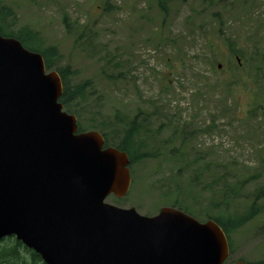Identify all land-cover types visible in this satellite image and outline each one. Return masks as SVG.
I'll list each match as a JSON object with an SVG mask.
<instances>
[{
	"label": "rangeland",
	"instance_id": "obj_1",
	"mask_svg": "<svg viewBox=\"0 0 264 264\" xmlns=\"http://www.w3.org/2000/svg\"><path fill=\"white\" fill-rule=\"evenodd\" d=\"M163 1L165 11L156 0H0V8L13 18L3 22L8 32L27 27L57 48L56 66L74 72L70 85L88 82L85 102L72 106L83 127L116 144V115L146 120L136 150L152 156L129 167L127 195L106 203L151 217L177 192L199 222L212 209L240 216L254 204L261 213L231 234L226 264H264V198L256 197L264 187V0ZM231 44L249 60L240 74ZM224 182L239 189L225 206Z\"/></svg>",
	"mask_w": 264,
	"mask_h": 264
},
{
	"label": "water",
	"instance_id": "obj_2",
	"mask_svg": "<svg viewBox=\"0 0 264 264\" xmlns=\"http://www.w3.org/2000/svg\"><path fill=\"white\" fill-rule=\"evenodd\" d=\"M61 94L40 55L0 36V240L14 236L44 264H223L228 244L213 221L104 202L128 190L127 155L78 133Z\"/></svg>",
	"mask_w": 264,
	"mask_h": 264
},
{
	"label": "trees",
	"instance_id": "obj_3",
	"mask_svg": "<svg viewBox=\"0 0 264 264\" xmlns=\"http://www.w3.org/2000/svg\"><path fill=\"white\" fill-rule=\"evenodd\" d=\"M156 1L159 4L161 10L165 11V2L163 0ZM4 11H6L4 8H0L1 34L17 39L26 49L33 52H37L42 55L46 69L56 70V72L61 78L63 92L59 102L63 105V108L67 113L74 114L76 117H79L78 113L73 110L72 106L76 105L79 102H85L86 91L87 89H89L88 82L74 86L70 85L69 79L74 75V72H72L70 67L68 66H56L59 60L57 48H55L54 46L45 47L42 41L39 39L37 33H34L27 28H23L17 33L7 34L4 30V27L2 26L1 20V16H5ZM66 21L67 19L64 20L65 28L69 27V24L66 23ZM229 48L230 55L235 59L234 62L236 71H238L240 74L243 72V70L245 69V67H247V64L249 63L247 54L244 50L240 48H235L233 44H231ZM115 120L116 125L120 126L122 129L121 141H118V143L116 144L109 143V134L107 132L94 125H90L89 127L92 130H99L103 133L106 145L116 147L118 150L126 152L128 154L131 164H133L137 160H142L149 156H152V154L147 152L139 154L138 150H136V143L140 138V133L146 130L144 128L146 122L145 119L138 121L137 118L130 120L129 117H127V119L121 120L119 119L118 115H116ZM78 129L80 132L87 130L80 124V122H78ZM140 147L144 148L142 144H140ZM173 151L177 152V150ZM172 156H175V153H172ZM200 173L205 174V171L202 170L200 171ZM248 180L249 178H246L239 183L244 184ZM172 184H176V182L173 181ZM204 187L206 188V186ZM220 190V195L222 197L221 203L224 206L228 205L230 201H233L235 198H237L239 191V189H235V185L231 186L230 184H227L225 182L222 184ZM176 193L167 192L165 196H162V198L165 199L166 205L194 216V212L187 205V196L185 194L180 193H177L178 195L175 196ZM256 197L264 198V187L257 190ZM213 203L215 204L216 202ZM260 213L261 209L253 204L249 207L248 210H246L243 215L240 216L236 214L228 215L225 214V212L223 211L219 212L217 210L212 209L210 212L206 213V218L207 220H213L221 227V229L227 236L228 242L230 243L231 234L237 229H239L241 226H243L246 222L255 219ZM8 240H10V242L7 244H3L5 240L0 242V264H43L38 255L26 249L20 242L16 241L14 238H8ZM26 253L29 254V260L28 258H26Z\"/></svg>",
	"mask_w": 264,
	"mask_h": 264
},
{
	"label": "bare ground",
	"instance_id": "obj_4",
	"mask_svg": "<svg viewBox=\"0 0 264 264\" xmlns=\"http://www.w3.org/2000/svg\"><path fill=\"white\" fill-rule=\"evenodd\" d=\"M37 53V52H36Z\"/></svg>",
	"mask_w": 264,
	"mask_h": 264
}]
</instances>
